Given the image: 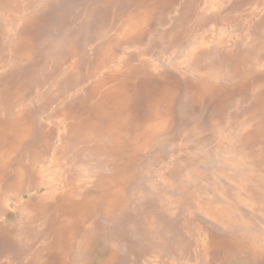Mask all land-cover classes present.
<instances>
[{
    "label": "rangeland",
    "instance_id": "374dc122",
    "mask_svg": "<svg viewBox=\"0 0 264 264\" xmlns=\"http://www.w3.org/2000/svg\"><path fill=\"white\" fill-rule=\"evenodd\" d=\"M32 1L21 0L17 5H8L11 14H19L18 20L13 23L3 22L6 15L0 9V64L10 60L9 52L13 50V45L20 36H27L36 43L39 52L46 56L48 65H53V60H56L53 55H63L69 43L74 42L78 47L79 39L84 38L87 59L90 56L87 50L91 39L86 33L85 26L99 32L102 21L109 22L113 19L115 11L113 7L116 4L119 3L120 12L124 13L125 9L131 6L129 4L135 2V0ZM241 1H244L242 9L239 2H231L236 10L230 14L231 3L227 5L230 8L215 5L216 8L209 10L206 17L211 21L205 20L201 26L198 25L199 18L194 19L193 23L186 20L185 24L189 23L191 26L197 23L200 30L193 32L191 40L182 45L174 44L167 50L162 48L161 53L154 56L153 60L158 63L160 69L178 75L182 71L180 62L189 58L188 53L196 45V40L205 36L204 38L209 40L208 47L203 49L205 53L200 54L198 58L203 68L197 69L192 63L184 68V76L190 84L195 85L193 81H198L197 73L200 75V72L209 70L204 63L214 64L210 69L214 70V75L203 82L205 98L192 100L191 92L185 89L187 91L180 93L176 101L177 115H172L170 119L161 116L153 120L155 122L152 121L156 127L161 128V131L158 132L155 141L138 154L140 165L136 162L128 163L131 166V180H140L138 188L129 191L128 194L125 191L127 195L125 201L106 211V214L98 219L91 235L83 240L77 250L75 249V257L71 252L65 254L68 264H264V35L261 34L264 22L259 24L258 31H253L251 30L253 24L250 25L246 19L253 9L257 13L255 15L257 18L264 19V0L261 3L260 0ZM143 2L145 5L149 4L148 0ZM211 3L213 5L212 0ZM173 9L179 13L180 7L176 6ZM224 9L227 11L224 12ZM242 10L246 12L245 17L242 16ZM177 15L178 18H174L173 11L170 12L166 24H162L150 34L160 38L169 25L181 20ZM213 15L215 17L219 15V20L213 21ZM220 16L227 18L228 22L221 21L223 18ZM231 22L236 24L233 25ZM221 37L226 41L224 48L218 47ZM103 40L104 37L101 36L94 43L98 45ZM231 55L234 57L233 60L239 61L234 62V65H241L243 71L241 76L235 74V66L232 63L227 64L228 69H223L227 56ZM11 57L14 58L13 55ZM251 58L257 60L259 64L249 65L246 60ZM191 74L196 76L193 81L189 78ZM14 78L15 76L12 80ZM185 87L187 88L186 85ZM37 97L38 93H35L31 100L34 98L38 101ZM61 105V102L51 104L48 110L57 111ZM186 106L190 115H178ZM50 116L44 115L40 118L44 122L49 120ZM183 135H186V141L181 140ZM57 141L59 140L56 139L55 144ZM48 163L49 159L44 165L47 166ZM134 165H138L137 168ZM75 168L91 172V176L102 172L108 173L107 169L82 163L77 164ZM135 170L138 173L134 174ZM48 179L49 175H46L40 180L46 182ZM27 180L29 181L25 183L26 186H19V198L14 196L6 198L8 208L0 213L2 233L0 264H27L30 261H34L33 264H58L60 258L57 255L50 260L43 257L50 249L36 253L40 238L36 246L33 245L30 250L24 248L25 243L31 242L33 238L31 227L26 222L29 213L35 207L38 208L43 200L52 198L53 193L46 185L37 182L39 180L30 177ZM24 215H27L24 218L26 223H22L21 227V224H17ZM112 220L114 225L111 223ZM118 220L123 224H119ZM104 230L109 233H101ZM7 240L13 243L9 251L4 245L7 244ZM85 241H88L87 244Z\"/></svg>",
    "mask_w": 264,
    "mask_h": 264
},
{
    "label": "bare ground",
    "instance_id": "6f19581e",
    "mask_svg": "<svg viewBox=\"0 0 264 264\" xmlns=\"http://www.w3.org/2000/svg\"><path fill=\"white\" fill-rule=\"evenodd\" d=\"M20 1L0 0L1 12L6 15L4 23H13L18 20L19 14H11L8 5H17ZM148 1L149 4L145 5L143 0H135L133 4H129L131 6L127 5L124 13L120 12L119 3L116 4L113 7L115 10L113 19L109 22L102 21L99 32L85 26L86 33L91 39L87 50L90 56L87 59L84 38L79 39L78 45L76 44L78 47L74 42L69 43L67 51H64L63 55H53L56 60H53V65H48L45 60L46 56L39 52L35 42L33 43L27 36H18L13 50L9 52L10 60L0 64V213L8 208L9 203L6 201L9 196L19 198V186L23 187L29 181L28 177L46 185L53 192L51 193L52 198L43 200L41 204L38 203L40 204L38 208L35 207L29 213L26 222L31 227L33 238L31 242L25 243L24 248L30 250L33 245L36 246L40 238L36 253H43L46 249H50L48 254H43V257L50 260L57 255L60 258L58 264H68L65 254L68 255L71 252L75 257V249L77 250L83 240L91 235L98 219L106 214V211L112 210L114 206L117 207L125 201V197L127 198L125 191L128 194L129 191L132 192L138 188L140 180L135 179L136 182L131 180V166L128 163L135 164L136 162L140 165V160L137 159L138 154L149 147L161 131V128L155 126L153 120L161 116L170 119L172 115H177L176 101L180 93L187 91L185 89L191 92L192 100L205 98L203 82L214 75V70L210 71L214 64L204 63L209 70L204 73L200 72V75L197 73V77L191 74L189 78L192 81L195 77L198 80L193 81L195 85L190 84L184 76V68L190 63L197 69L202 67L203 64L198 58L200 54L205 53L203 49L208 47L209 40H206L205 36L196 40V45L188 53L189 58L180 62L182 71L178 75L169 70L160 69L158 63L153 60L154 56L162 48L167 50L174 44L182 45L189 39L191 40L193 32L200 30L197 23L191 26V24L188 25L189 23L185 24L186 20L193 23L194 19L199 18L197 21L201 26L205 20H209V18L206 19L209 10H214L219 4L221 7H226L235 1L241 4V9L244 7L242 3L244 1L241 0H224L223 2L212 0L213 5L211 0ZM261 2L262 0L259 3ZM176 6L180 7L179 13L173 9ZM234 10L236 9L232 4L229 14ZM172 11L174 18H178L176 17L178 14L181 20L179 22L176 20L171 25L168 23L169 26L160 38L150 34L162 24H166L167 16ZM225 11L227 9H224ZM219 15H216L217 17L213 15L212 20L218 19ZM255 15H257L255 9L248 16L242 10V16H246L250 25L253 24L251 30L258 31L259 24L264 22V19L257 18ZM222 18L221 21L228 22L227 18ZM231 23L236 24V22ZM261 34L264 35V28L261 29ZM101 36L104 37L103 42L98 41L99 44L96 45L94 41ZM225 45L226 41L221 37L218 47L224 48ZM83 55L85 58L82 57ZM233 58V55L227 56L223 69L229 68L226 67L228 63L233 65L234 62L239 63ZM246 62L249 65L259 64L254 58ZM234 66L235 74L241 76L243 73L241 65L235 64ZM35 93H38V101L34 98L31 100ZM57 102L62 104L60 109L49 111L48 107ZM188 112L189 108L186 106L179 111L178 115H190ZM44 115L51 116L49 120L42 122L40 117ZM56 139L59 140L57 144H55ZM181 140L186 141V135H183ZM48 159L49 163L45 166L44 162ZM80 163L107 169L108 173L102 172L91 176V172L75 168ZM177 171L178 169L175 173ZM136 172L135 170L134 174ZM46 175H49L48 181L42 182L40 179ZM18 181L22 183L19 184ZM25 216L27 215L19 219L17 225L21 224L22 227V223H26ZM117 222L123 224L120 220ZM111 223L114 225L113 220ZM101 233L109 232L104 230ZM9 239L12 242V238ZM87 242L85 241V244ZM12 244L8 240L7 244H4L7 251L11 250ZM33 262L30 261L27 264H33Z\"/></svg>",
    "mask_w": 264,
    "mask_h": 264
}]
</instances>
